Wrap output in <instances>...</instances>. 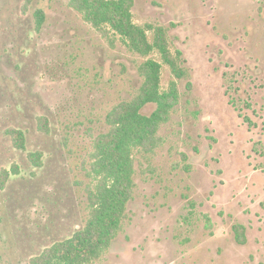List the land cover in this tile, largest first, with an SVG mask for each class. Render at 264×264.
<instances>
[{"label": "rangeland", "instance_id": "obj_1", "mask_svg": "<svg viewBox=\"0 0 264 264\" xmlns=\"http://www.w3.org/2000/svg\"><path fill=\"white\" fill-rule=\"evenodd\" d=\"M37 9L46 14L40 33ZM133 15L168 30L186 77L151 56L162 91L177 83L179 104L162 146L136 155L124 230L95 264H264V0H135ZM144 62L112 49L67 0H35L28 12L22 0H0V169L21 167L0 191V264H28L83 226L92 138L140 88ZM9 127L26 133L29 152L44 153L42 168L13 148Z\"/></svg>", "mask_w": 264, "mask_h": 264}, {"label": "trees", "instance_id": "obj_2", "mask_svg": "<svg viewBox=\"0 0 264 264\" xmlns=\"http://www.w3.org/2000/svg\"><path fill=\"white\" fill-rule=\"evenodd\" d=\"M22 1L24 11L28 12L35 0ZM134 4L135 0H67L68 7L79 14L84 23L112 49L121 44L145 59L138 66L142 84L129 100L121 101L107 113V132L92 138L87 169L90 183L84 189L87 218L83 226L69 238L45 248L28 264H95L100 261L124 230L128 205L136 189V155L153 154L163 144L159 132L170 121L179 104V93L176 82L171 83L168 92L162 91V65L151 56L157 53L175 79L182 80L186 77L183 55L173 51L168 30L164 26H139L134 22ZM34 17L35 31L40 33L46 22V14L42 9H37ZM149 105H154L155 110L147 116L143 110ZM242 116L245 124L252 128L250 124H254L253 121ZM239 118L242 119L241 115ZM37 122L40 132L51 133L48 117L40 116ZM4 136L10 139L15 150L27 154V160L34 168L43 167L44 153L28 151L27 135L22 129L9 127ZM253 154H258L256 146ZM20 173L21 167L16 162L10 169H0V191L7 189L11 176ZM2 223L0 215V242L3 240ZM235 231L239 243L244 244V228L235 227Z\"/></svg>", "mask_w": 264, "mask_h": 264}]
</instances>
